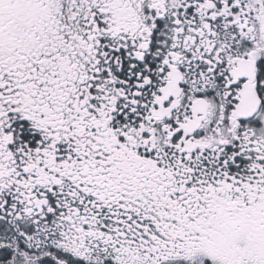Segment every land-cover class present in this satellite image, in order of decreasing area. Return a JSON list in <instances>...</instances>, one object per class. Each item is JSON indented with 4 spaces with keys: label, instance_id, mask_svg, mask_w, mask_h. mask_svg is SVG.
Segmentation results:
<instances>
[{
    "label": "snow or ice",
    "instance_id": "1",
    "mask_svg": "<svg viewBox=\"0 0 264 264\" xmlns=\"http://www.w3.org/2000/svg\"><path fill=\"white\" fill-rule=\"evenodd\" d=\"M0 264H264V0H0Z\"/></svg>",
    "mask_w": 264,
    "mask_h": 264
}]
</instances>
